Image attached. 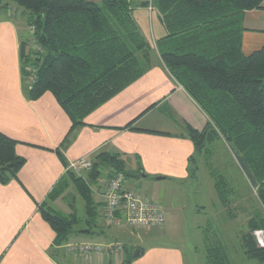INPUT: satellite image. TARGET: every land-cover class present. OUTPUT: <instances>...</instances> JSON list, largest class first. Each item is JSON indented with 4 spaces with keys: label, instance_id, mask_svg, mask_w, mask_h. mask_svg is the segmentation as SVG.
<instances>
[{
    "label": "trees",
    "instance_id": "trees-1",
    "mask_svg": "<svg viewBox=\"0 0 264 264\" xmlns=\"http://www.w3.org/2000/svg\"><path fill=\"white\" fill-rule=\"evenodd\" d=\"M263 3L264 0H154L168 31L156 49L141 32L131 0H0V10L14 9L15 15L20 13L25 18L30 32L35 28L21 46L27 98L36 101L52 93L68 115L71 131L84 126L88 115L145 75L158 53L171 76L209 118L201 131L188 124L185 128L195 146L189 160L190 176L195 177L200 160L211 154L213 143H225L256 191L253 211L237 243L253 264H264V247L258 246L254 235L264 230V49L250 55L242 51L244 14L261 8ZM17 145V141L0 132L3 185L17 180L26 163L18 155ZM114 171L130 176L120 154L100 152L93 160L90 180L97 183L106 172H111V177ZM67 173L84 201L85 228L92 233L100 227L94 195L82 177L70 170ZM214 178L220 203L233 219L232 205L243 199L233 200L228 182L215 175ZM67 188L68 180H62L48 202L61 197ZM48 202L39 209L56 234L54 245L63 248L79 233L75 227L81 220L74 213L66 215L50 207ZM210 238L206 264H232L226 240ZM133 251L124 264H131L144 253L140 248L135 257ZM51 256L56 258L54 253Z\"/></svg>",
    "mask_w": 264,
    "mask_h": 264
},
{
    "label": "crops",
    "instance_id": "crops-1",
    "mask_svg": "<svg viewBox=\"0 0 264 264\" xmlns=\"http://www.w3.org/2000/svg\"><path fill=\"white\" fill-rule=\"evenodd\" d=\"M87 1L101 3L103 0ZM131 1L141 32L152 48H156L168 31L154 0ZM142 3L148 5L139 6ZM243 25V53L250 55L264 49V3L259 9L245 12ZM29 30L20 13L15 15L14 9L0 10V132L18 142L16 151L26 160L17 180L7 185L0 182V264H83L68 256L65 247L56 248V234L39 209L48 202L56 186L68 180L66 192L48 205L66 215L76 214L74 209L68 212L64 206L73 192L72 196L81 198L69 179L70 169L66 164L70 166L84 158L93 162L98 153L107 152L120 154L126 169L141 170L145 174L142 177L183 181L191 177L189 160L195 154V146L186 136L185 128L188 124L201 131L209 118L175 81L156 53L152 68L145 75L88 115L84 126L71 131L72 123L52 93L36 101L26 96L21 46L31 38ZM90 172L75 174L90 187L102 221L104 186L99 182L102 177L92 183ZM154 201L165 210L160 200ZM170 216L167 212V221ZM99 226L102 229L96 234L102 241L73 236L69 243H120L122 253L105 252L83 262L124 264L135 246L129 248L122 241V232L113 236L102 223ZM83 230L88 233L82 230L79 233L90 234V230ZM131 264L188 263L183 249L174 245L144 250Z\"/></svg>",
    "mask_w": 264,
    "mask_h": 264
},
{
    "label": "rangeland",
    "instance_id": "rangeland-1",
    "mask_svg": "<svg viewBox=\"0 0 264 264\" xmlns=\"http://www.w3.org/2000/svg\"><path fill=\"white\" fill-rule=\"evenodd\" d=\"M210 148L211 154L207 158L203 156L199 162L196 177H189L183 181H159L157 177H142V173L138 170L131 172L127 167L126 171L130 174L128 182L132 189L145 198L160 200L166 214L167 212L171 214L163 228L136 229L125 226L119 229L108 227L100 220L102 227L113 232V236L122 232V241L129 248L135 246L138 247L137 249L147 250L157 246L177 245L183 249L188 264H206V246L212 239L210 236H216L223 242L226 240L225 244L232 264H253L241 252L237 237L240 231L246 228L249 213L253 211L251 204L252 201H256L255 190L252 191L253 187L249 179L223 142L217 141ZM211 170L216 172L213 173ZM214 175L228 182L233 191L231 197L233 200L243 199L241 203L232 205L233 219L220 203L215 189ZM74 194L75 192L72 195ZM72 195L70 194L69 202L64 203V206L68 212L74 209L79 219L84 217L75 227L78 231H84V202L79 196ZM101 229V227L93 229V232L87 235L77 233L74 237L98 241L96 231L99 232ZM137 249L132 253L135 254ZM68 255L77 263L81 261L86 264V261L76 260Z\"/></svg>",
    "mask_w": 264,
    "mask_h": 264
},
{
    "label": "built area",
    "instance_id": "built-area-1",
    "mask_svg": "<svg viewBox=\"0 0 264 264\" xmlns=\"http://www.w3.org/2000/svg\"><path fill=\"white\" fill-rule=\"evenodd\" d=\"M35 28L31 29V33ZM32 77L31 81H33ZM93 162L84 158L69 166L76 174L91 171ZM111 173V172H110ZM106 172L99 182L104 186V207L102 221L108 227L136 229L161 228L167 221V214L162 206L152 200L141 196L129 185L128 177L122 171H114L113 176ZM259 247H264V231L254 233ZM68 254L76 260H85L94 256H102L105 252L122 253L123 246L120 243H70L65 246Z\"/></svg>",
    "mask_w": 264,
    "mask_h": 264
},
{
    "label": "water",
    "instance_id": "water-1",
    "mask_svg": "<svg viewBox=\"0 0 264 264\" xmlns=\"http://www.w3.org/2000/svg\"><path fill=\"white\" fill-rule=\"evenodd\" d=\"M160 179H163V178H160ZM83 232L88 233V231H83ZM139 253H140V249H137L134 256L137 257Z\"/></svg>",
    "mask_w": 264,
    "mask_h": 264
}]
</instances>
